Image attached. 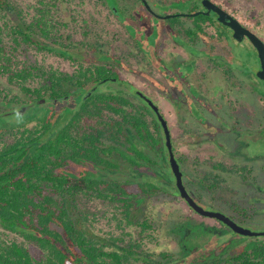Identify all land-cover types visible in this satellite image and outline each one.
Instances as JSON below:
<instances>
[{
    "label": "trees",
    "instance_id": "1",
    "mask_svg": "<svg viewBox=\"0 0 264 264\" xmlns=\"http://www.w3.org/2000/svg\"><path fill=\"white\" fill-rule=\"evenodd\" d=\"M52 1L38 0L32 12L23 0H0V76L8 83L0 86V118L22 116L18 122L0 119V264H178L166 251H150L156 230L142 213L146 200L166 193L152 180L158 161L168 166L163 127L137 91L100 89L113 78L124 81L123 56L104 50L101 37L80 41L69 22L53 21L59 3ZM112 1L118 14L135 21L137 7ZM100 2L116 15L107 0ZM193 18L204 22L213 16ZM31 47L77 66L20 62L19 50ZM250 71L246 67L249 77ZM225 73L233 79L230 67ZM177 158L182 167L184 159ZM120 172L129 177L118 178ZM88 202H98L102 212H90ZM104 218L115 221V228L100 226ZM202 226L195 228L203 231ZM249 237L241 235L232 247L187 264H264V236Z\"/></svg>",
    "mask_w": 264,
    "mask_h": 264
},
{
    "label": "rangeland",
    "instance_id": "2",
    "mask_svg": "<svg viewBox=\"0 0 264 264\" xmlns=\"http://www.w3.org/2000/svg\"><path fill=\"white\" fill-rule=\"evenodd\" d=\"M23 2L32 12L39 4L38 0H23ZM57 2L62 5L53 7L51 12L53 21L69 22L72 26L71 30L80 41L89 39L94 43L101 37L104 50L109 54L116 52L124 58L122 59L124 65L119 67L121 78L124 81L110 80L102 84L100 89L118 88L131 92L143 91L160 105L169 122L176 156L184 159L182 165L184 180L185 182L190 178L194 180L196 193L202 195V200L196 195L195 200L208 210L221 211L229 216L234 215L237 222L246 228L255 231L264 230V201H254L255 196L263 197L260 183L251 185L239 182L237 178L225 173L222 179L218 180L216 187L208 190L205 186L213 183L214 178L212 177L215 171H211L209 167L205 168L202 163L216 162L219 158L217 149L212 145L208 146L210 143L201 144L200 141L191 146L194 142L192 133L200 130L204 132L208 129L204 116H213L218 121V118L227 112L223 110H227L226 104L229 105L228 113L231 112L232 116H236L237 113L246 116L250 114L251 109L245 106L246 111H243V107L239 108L237 104L247 105L249 103L250 105L254 98H262L260 96L262 92L260 94L257 91L253 92L257 86L249 84L250 79H253V83L261 82L258 77L256 79L252 77L253 74H257L260 61L251 41L245 39L240 43L235 38L229 39L225 44V63L222 67L217 66L216 63L214 65L211 61L202 62L201 59L180 60L181 56L186 57V53L180 47L172 46L164 36L163 41L166 39L164 48L167 52L173 50L175 55H180L178 60L175 56H169L166 51L161 56L158 48L160 34L157 31L160 23L157 24V22L163 21H158L157 18L142 12L137 1H130V5L139 10H136L134 14L135 21H128L127 18L118 14L112 0H107V2L116 15L108 6L101 2L98 3V0H72L69 9L63 8V4L67 7L65 0H57ZM217 2L264 40V0H217ZM86 28L89 31L93 29L87 36L83 34ZM67 30V28H62V33ZM171 39L178 41V37L173 34ZM132 40L145 55L137 51L131 43ZM19 51L20 62L26 61L28 64L41 65L46 68L55 66L67 70L77 66V63L64 60L36 47H31L26 51L21 48ZM234 65L235 68L231 69L233 79H230V75L225 73V68H233ZM246 67L252 70L250 77L246 74ZM0 82L1 87L8 86L6 77L0 76ZM263 85L264 82L259 84L261 91H264ZM212 105H223V108L218 106L220 111L214 110L209 107ZM21 118V114L15 112L0 119L18 122ZM217 129H212L214 137L218 135ZM233 140L235 138L232 136L230 141L233 144L236 143ZM238 140L245 142V150L249 154H264V129L258 134L246 131L240 135ZM236 145V148L240 147L238 143ZM166 152L168 155L167 149ZM190 156L196 157L200 163L190 159ZM213 156L215 159L211 158ZM167 161L168 166L165 162L158 161L155 175H153L154 179H152L162 186L166 193L146 200L142 210L143 215L150 218L156 230L153 231L155 232L154 240L149 243L150 251L155 253L166 251L175 259H180L178 264H187L201 254L220 253L227 244L232 247L241 235L221 221L204 217L192 210L181 197L176 186L169 155ZM118 175V178L129 177V173L120 172ZM209 177L210 181L203 182L206 183L204 186L201 181ZM257 178L264 181V174L257 172ZM170 180H172L171 183ZM253 205L256 208L252 209ZM88 207L90 212H102L98 202H88ZM235 209L240 210L239 214L234 211ZM245 209H250L249 217H245L242 213ZM199 223L204 225L203 228L201 227L203 231L195 228V225ZM99 225L106 230H111L115 228L116 222L109 223L104 218ZM258 237L261 236L249 238L257 239ZM186 238L189 240L186 241L189 242L188 245L184 243Z\"/></svg>",
    "mask_w": 264,
    "mask_h": 264
},
{
    "label": "flooded vegetation",
    "instance_id": "3",
    "mask_svg": "<svg viewBox=\"0 0 264 264\" xmlns=\"http://www.w3.org/2000/svg\"><path fill=\"white\" fill-rule=\"evenodd\" d=\"M128 1H133V0H128ZM135 1L139 2L140 6L138 7L141 8V10L145 8L148 11V13L151 15V17L157 18L158 21H163V22H157V24L160 23L159 28L157 27V31L160 34L158 48H159V52L161 53V56L167 52L163 45L166 42V39H168V41L171 42L172 46L180 47L181 49H183L184 53H186V57L181 56L180 59L179 57L180 55H175L174 52H172L173 50H170L169 52H167L169 56H175V59L178 60L179 59L185 60L191 58L195 60L201 59L202 62L212 61L213 64L216 63L217 66L220 65L223 67L225 63L224 61L225 44L228 43L229 39L234 38L233 37L234 31L233 29H231L230 27L226 26L225 24L221 23L218 20V14L216 11L211 10V12L207 14L206 12L208 11V9L203 5L202 0H185L184 4H178V3L174 4L175 0H146L150 5L152 11H150L147 5L145 4V0H135ZM211 1L223 7L220 3L217 2V0H211ZM200 13L205 15H212L213 19L203 22L202 20H197L193 18ZM167 15H171V16L167 18L166 17ZM174 17H180V19H176L175 22H172L173 21L172 18ZM197 25H200L201 27ZM179 31H184L188 33L190 32V33L181 35L180 34L181 32ZM172 34L178 37V41L171 39ZM164 36L167 37L164 40L165 42L163 41ZM245 39H249V38L244 37L241 40H237V39L236 40L241 43ZM131 43L135 46L137 51L145 55L143 51L138 49L134 40H132ZM235 58L236 56L234 57V59ZM195 65H197V63H195ZM234 68L235 65L233 66V68L230 69L233 70ZM259 80H261V82L259 83L257 82L253 83L254 82L253 79H250L249 82L250 85L254 84V86H257L255 90L253 89V92L257 91L258 94L262 92L259 89L260 87L259 84H262V82H264V80L260 78ZM262 93L264 94V91ZM262 95L260 94L262 98H258V99L254 98L251 101L250 105L249 103L247 105H242L243 103L237 104L239 108L243 107V111H246L245 106H247L248 109H251L250 114L248 113V115L246 116L239 113H237L236 116H232L231 112L228 113L229 105L227 104H226L227 110L223 109L224 111H227L226 114L221 115L218 118L219 119L218 121L213 116L212 117L204 116L205 123L208 126V129L205 130L204 132L203 130H200L196 133L193 132L191 136L194 142L191 143V146H193L195 143L199 141L201 142V144L210 143L208 144V146L212 145L214 146V148L217 149L219 158L214 163L205 162L202 163V165L205 168L209 167L211 171L212 170L215 171L214 174L218 177V180L221 177H223L225 173H227L229 176L237 178L239 182H243L247 184L249 183L251 185L252 184L257 185V183H260L261 191L263 192V197H264V181L257 178V172H261L262 174H264V154L262 153H252V155L249 154L245 150L246 149L245 142L238 140V138H240V135L246 131H252L255 134H258L261 130L264 129V97ZM158 106L160 107V105ZM218 106L219 107L222 106L223 108V105H212L209 107L214 110H219ZM231 120H233V122H231ZM213 128H218L217 129L218 135H216V137H214L215 135H214V131L212 130ZM232 136L235 138V140L233 141L236 143L234 144L230 141ZM237 143L240 146L239 148H236ZM211 158L215 159V156ZM190 159L198 162L196 157L190 156ZM201 182L205 186L203 181ZM213 183L217 184L218 181L217 182L215 181ZM185 185L188 191L190 192V194L192 196L194 195L193 196L194 199H196L195 197L196 195L200 197L199 198L200 200H202V195L200 193H196L194 189V180H192L191 178L188 179L187 182H185ZM205 187L209 190V186H205ZM263 197L255 196L254 201L262 202L264 201ZM254 208L256 207L253 205L252 209ZM234 211H237V213L240 212L239 209H235ZM230 216L232 217L234 215H230Z\"/></svg>",
    "mask_w": 264,
    "mask_h": 264
},
{
    "label": "water",
    "instance_id": "4",
    "mask_svg": "<svg viewBox=\"0 0 264 264\" xmlns=\"http://www.w3.org/2000/svg\"><path fill=\"white\" fill-rule=\"evenodd\" d=\"M203 5L208 9L206 12L209 14L211 10H214L218 14V20L225 24L226 26L233 29V37L237 40H241L244 37L249 38V40L254 45L259 61H260V69L257 71V76L264 80V40L253 30L242 24L235 16H233L231 13H229L227 10H225L223 7L217 5L216 3L212 2L211 0H202ZM145 4L149 8L150 11V5L145 0ZM194 15V14H192ZM171 15H167L166 17H170ZM115 80V78H113ZM96 87H94L90 92H88V95L94 91ZM140 96H142L147 103L152 107V109L157 114V117L163 127L164 135H165V143L166 147L169 153V163L172 168V171L175 175L176 179V186L180 192L181 197L187 202V204L194 209L198 214L204 216L216 219L218 221H221L226 226H228L230 229H232L235 233H238L243 236H264V230L262 231H255L250 228H246L243 225H241L239 222H237L235 219H233L231 216L221 212V211H214V210H208L205 207H203L200 203H198L194 197L190 194L188 191L185 182H184V176H183V170L181 167V163L179 162L176 152L174 149L173 139H172V133L169 126V122L165 115L160 110V107L144 92L137 91Z\"/></svg>",
    "mask_w": 264,
    "mask_h": 264
}]
</instances>
